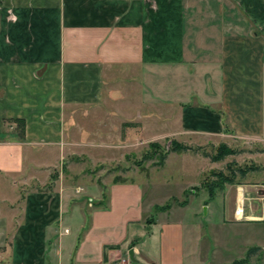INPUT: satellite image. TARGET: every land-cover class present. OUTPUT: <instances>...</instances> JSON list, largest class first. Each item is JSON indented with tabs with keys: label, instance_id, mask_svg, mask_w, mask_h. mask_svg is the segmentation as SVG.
<instances>
[{
	"label": "crops",
	"instance_id": "crops-1",
	"mask_svg": "<svg viewBox=\"0 0 264 264\" xmlns=\"http://www.w3.org/2000/svg\"><path fill=\"white\" fill-rule=\"evenodd\" d=\"M144 136L264 145V0H0V264H187V200L63 169ZM263 188L248 172L234 222L264 224Z\"/></svg>",
	"mask_w": 264,
	"mask_h": 264
},
{
	"label": "rangeland",
	"instance_id": "rangeland-1",
	"mask_svg": "<svg viewBox=\"0 0 264 264\" xmlns=\"http://www.w3.org/2000/svg\"><path fill=\"white\" fill-rule=\"evenodd\" d=\"M174 141L187 146V137L183 136H144L140 138L142 147L132 153L133 155L128 151L127 157H124V151L118 150L114 152L111 160L105 158L104 152L97 151L98 149L86 147L73 150L66 157L63 169L74 171L77 180H89L88 183L85 181V185L105 186V195L110 184L130 181L137 176L139 181L145 179V186L149 188L157 187L158 184L159 188L166 189L172 195L170 197H174L169 200L175 207H182V203L187 200V207L179 211L173 208L177 213L169 216L171 222L185 225L187 264H239L244 261H247L245 264H264V224L253 223L255 220H250L247 216L234 222L230 213V208L236 207V188L243 181L238 173L239 168L251 170L253 178H264V145H250L232 140L222 150H233L235 155H230L221 162H214L212 157L218 154L220 144L217 141L208 144L209 140L195 138L192 144H188L190 151L182 154L170 153L164 164L160 165L163 154L172 147ZM143 157L153 160L142 162ZM55 171L57 170L52 169V174ZM226 178H234L235 184L223 185ZM79 184L84 186L82 181ZM176 185L180 186L176 188L177 192H173L171 187L174 186L175 189ZM210 185H223L224 189L217 187V202L212 201L208 209L209 206L204 200H208L210 196ZM163 189L159 193H163ZM181 190H185L183 196H180ZM166 201L168 198L165 196L158 198L160 205ZM151 215L156 218L157 214L152 212ZM253 248L259 249L247 258L248 251ZM124 254L125 258L115 262L130 258L127 250Z\"/></svg>",
	"mask_w": 264,
	"mask_h": 264
},
{
	"label": "trees",
	"instance_id": "trees-1",
	"mask_svg": "<svg viewBox=\"0 0 264 264\" xmlns=\"http://www.w3.org/2000/svg\"><path fill=\"white\" fill-rule=\"evenodd\" d=\"M22 134H24V133H22ZM225 146H226L225 144L220 145V148H219L220 150L217 152L218 154H216L215 156L212 157V160L214 162H221V161L225 160L228 156L235 155L236 152H234L233 150H227V151L222 150L223 148L226 149ZM190 150H191V148L189 146L183 145V144L179 143L178 141H174L172 143V147L170 149H168L166 151V153L163 154V156L161 158V162H159V163H160V165L164 164V162L166 161V159L170 153L186 152V151H190ZM151 160H153V158L143 157L142 162H147V161H151ZM250 171L251 170H249V169L239 168L238 173L240 174L241 179H244L246 177L247 173ZM115 183H120V182L117 181ZM226 184H230V185L235 184L234 178H232V179L226 178L225 181H223V185H226ZM223 185H218V186L217 185H210L209 186L210 197L213 198L215 196V191L217 190V187L224 189ZM167 208H170V205H167L163 209H167ZM258 249L259 248L250 249L247 253V258H250L251 254L254 253L255 251H257ZM245 263H247V261L240 262L239 264H245ZM134 264H137V262Z\"/></svg>",
	"mask_w": 264,
	"mask_h": 264
},
{
	"label": "built area",
	"instance_id": "built-area-1",
	"mask_svg": "<svg viewBox=\"0 0 264 264\" xmlns=\"http://www.w3.org/2000/svg\"><path fill=\"white\" fill-rule=\"evenodd\" d=\"M261 200L264 202V188H263V193H262V198H261ZM237 215L239 216V219H240V218L242 219L244 216H246V215H245V210H244V206H243V205H241V208H238V210H237ZM113 264H132V261H131L130 258H128V259H121L120 261L115 262V263H113Z\"/></svg>",
	"mask_w": 264,
	"mask_h": 264
},
{
	"label": "water",
	"instance_id": "water-1",
	"mask_svg": "<svg viewBox=\"0 0 264 264\" xmlns=\"http://www.w3.org/2000/svg\"><path fill=\"white\" fill-rule=\"evenodd\" d=\"M129 257H130V259H131L132 262H134V263L137 262V260H136V258H135V252H134L133 249L130 250V252H129Z\"/></svg>",
	"mask_w": 264,
	"mask_h": 264
}]
</instances>
